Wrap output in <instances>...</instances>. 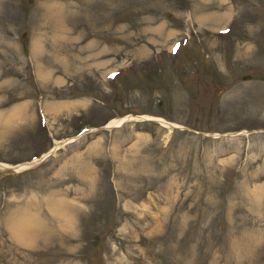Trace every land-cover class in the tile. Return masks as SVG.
Returning <instances> with one entry per match:
<instances>
[{
	"label": "rangeland",
	"instance_id": "374dc122",
	"mask_svg": "<svg viewBox=\"0 0 264 264\" xmlns=\"http://www.w3.org/2000/svg\"><path fill=\"white\" fill-rule=\"evenodd\" d=\"M40 157L0 264H264V0H0V163Z\"/></svg>",
	"mask_w": 264,
	"mask_h": 264
},
{
	"label": "bare ground",
	"instance_id": "6f19581e",
	"mask_svg": "<svg viewBox=\"0 0 264 264\" xmlns=\"http://www.w3.org/2000/svg\"><path fill=\"white\" fill-rule=\"evenodd\" d=\"M19 109V107L18 108H14L12 111H11V113H10V116H14L15 115V113H16V111ZM21 111V110H20ZM19 114H20V112H19ZM128 117H131V116H123V117H120V118H115V119H110V120H108L104 125L105 126H109V125H119L120 123H122L125 119H128ZM134 118H138V117H134ZM159 120H161L163 123H165V125L166 126H175V125H177V124H175V123H171V122H167L166 120H162V119H159ZM108 129V128H107ZM70 139H72V138H70ZM70 139H67V140H70ZM67 142V141H66ZM46 154V153H45ZM45 154H43L42 156H44ZM41 156V157H42ZM41 157L40 158H38V159H34V160H32V161H28V162H25V163H20V164H17V165H15V166H8L7 164H5V163H0V168H3V167H12V168H14L15 170H18V169H22V168H25V167H27V166H29V165H32L33 163H36V162H38L40 159H41ZM19 222V225H17V227L16 228H14V229H17L18 231V233L19 234H17L16 236H18V237H22V238H28L30 235H33V230L31 229V227H30V225H28L26 222H24V221H18ZM12 231H13V228H12Z\"/></svg>",
	"mask_w": 264,
	"mask_h": 264
}]
</instances>
